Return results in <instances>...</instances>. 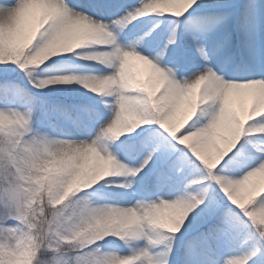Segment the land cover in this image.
<instances>
[{"label":"snow or ice","instance_id":"1","mask_svg":"<svg viewBox=\"0 0 264 264\" xmlns=\"http://www.w3.org/2000/svg\"><path fill=\"white\" fill-rule=\"evenodd\" d=\"M0 264H264V0H0Z\"/></svg>","mask_w":264,"mask_h":264}]
</instances>
